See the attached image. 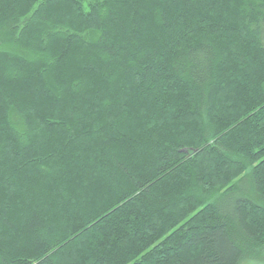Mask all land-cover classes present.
Returning a JSON list of instances; mask_svg holds the SVG:
<instances>
[{
    "label": "trees",
    "instance_id": "obj_1",
    "mask_svg": "<svg viewBox=\"0 0 264 264\" xmlns=\"http://www.w3.org/2000/svg\"><path fill=\"white\" fill-rule=\"evenodd\" d=\"M246 262L264 0H0V264Z\"/></svg>",
    "mask_w": 264,
    "mask_h": 264
},
{
    "label": "rangeland",
    "instance_id": "obj_2",
    "mask_svg": "<svg viewBox=\"0 0 264 264\" xmlns=\"http://www.w3.org/2000/svg\"><path fill=\"white\" fill-rule=\"evenodd\" d=\"M249 173H247V179H246V186H249L251 188V184H250V177L248 176ZM250 192V191H249ZM244 264H258V263H255V262H246Z\"/></svg>",
    "mask_w": 264,
    "mask_h": 264
}]
</instances>
